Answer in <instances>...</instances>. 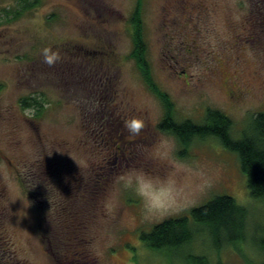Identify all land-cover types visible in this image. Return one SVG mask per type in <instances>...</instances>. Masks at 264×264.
Masks as SVG:
<instances>
[{
  "label": "rangeland",
  "instance_id": "374dc122",
  "mask_svg": "<svg viewBox=\"0 0 264 264\" xmlns=\"http://www.w3.org/2000/svg\"><path fill=\"white\" fill-rule=\"evenodd\" d=\"M136 3L41 0L15 18L17 0H0V264L262 260L264 200L250 196L238 156L214 137L185 149L158 127L164 105L131 57ZM142 17L151 71L175 121L203 124L216 109L231 118L235 140L251 135L264 112V0H144ZM130 119L143 122L138 133ZM161 136L175 142L169 157L154 153ZM174 160L188 165L176 173L178 204L145 221L118 177L131 168L167 175ZM216 196L248 209L243 242L218 248L196 226L179 250L155 251L142 239Z\"/></svg>",
  "mask_w": 264,
  "mask_h": 264
},
{
  "label": "trees",
  "instance_id": "16d2710c",
  "mask_svg": "<svg viewBox=\"0 0 264 264\" xmlns=\"http://www.w3.org/2000/svg\"><path fill=\"white\" fill-rule=\"evenodd\" d=\"M143 1L137 0L131 17L133 25V51L131 57L136 61L146 83L160 98L165 108V117L158 126L163 132L174 135L186 149L195 139L208 137L219 139L225 149L238 156L242 172L247 179V188L253 199L264 200V112L253 117L252 134L241 140L232 136L233 122L220 110L209 109L203 124L190 120L177 122L174 119V106L169 95L156 84L147 58V44L144 39ZM15 18L40 5L41 0H17ZM25 107L42 109V103L35 98H26ZM41 108V109H40ZM249 211L230 196H216L207 203L194 207L189 215L169 218L155 225L142 239L155 251L179 250L190 244L195 237L194 226L209 232L214 245H237L246 239ZM256 247L263 258L249 260L246 264H264V236L256 239ZM194 264H208L203 257H193Z\"/></svg>",
  "mask_w": 264,
  "mask_h": 264
},
{
  "label": "clouds",
  "instance_id": "9594fccd",
  "mask_svg": "<svg viewBox=\"0 0 264 264\" xmlns=\"http://www.w3.org/2000/svg\"><path fill=\"white\" fill-rule=\"evenodd\" d=\"M125 123L132 133H138L143 126V122L138 119H130ZM174 149V140L168 136H161L154 153L160 157H169ZM171 163L173 168L167 175L161 176L142 168H131L118 177L122 188L139 198L142 219L145 221H151L178 204L176 173L187 171L188 165L175 160Z\"/></svg>",
  "mask_w": 264,
  "mask_h": 264
}]
</instances>
